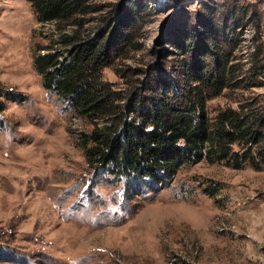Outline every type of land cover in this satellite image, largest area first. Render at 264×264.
I'll return each instance as SVG.
<instances>
[{
    "label": "rangeland",
    "instance_id": "obj_1",
    "mask_svg": "<svg viewBox=\"0 0 264 264\" xmlns=\"http://www.w3.org/2000/svg\"><path fill=\"white\" fill-rule=\"evenodd\" d=\"M201 1L138 0L146 3L140 47L118 64L153 59L167 45L170 21L200 11ZM237 1L252 20L238 29L233 50L241 80L207 100L209 113L242 98L264 105V69L254 78L250 68L254 51L264 53V0ZM96 15L83 23L89 32ZM72 28L36 21L26 0H0V83L25 95L2 98L0 242L7 252L0 264H264V165L200 160L170 181L139 182L138 192L87 168L67 130L81 129L82 120L40 85L31 65L32 42L51 41L62 58L60 39ZM102 74L121 81L110 67Z\"/></svg>",
    "mask_w": 264,
    "mask_h": 264
},
{
    "label": "trees",
    "instance_id": "obj_2",
    "mask_svg": "<svg viewBox=\"0 0 264 264\" xmlns=\"http://www.w3.org/2000/svg\"><path fill=\"white\" fill-rule=\"evenodd\" d=\"M26 1L36 21L74 25L60 39L66 55L60 58L49 40L34 41L31 65L40 85L82 120L81 129L67 130L88 169L138 192L139 182L170 181L200 160L233 168L264 165V105L242 98L209 113L206 103L241 80L233 50L238 29L252 20L237 0L224 6L201 1L200 11L170 21L168 46L155 50L154 60L122 65L118 62L140 47L145 2ZM95 13L97 25L89 32L83 23ZM253 56L255 78L264 69L259 61L264 53L257 48ZM105 67L121 81L104 78ZM2 98L25 95L0 83V112ZM203 190L212 194L209 185ZM6 252L0 242V259Z\"/></svg>",
    "mask_w": 264,
    "mask_h": 264
}]
</instances>
